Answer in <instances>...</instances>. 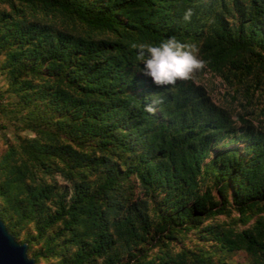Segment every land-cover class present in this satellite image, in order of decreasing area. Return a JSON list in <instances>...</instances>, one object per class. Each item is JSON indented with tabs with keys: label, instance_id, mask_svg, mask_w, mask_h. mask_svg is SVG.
<instances>
[{
	"label": "trees",
	"instance_id": "16d2710c",
	"mask_svg": "<svg viewBox=\"0 0 264 264\" xmlns=\"http://www.w3.org/2000/svg\"><path fill=\"white\" fill-rule=\"evenodd\" d=\"M0 2L12 9L20 4L63 13L84 28L68 33L13 21L14 29L1 36L29 28L19 42L21 50L9 49L12 70L38 71L40 66L30 68L21 57L33 55L40 65L48 62L56 70L55 86L43 93L48 111L71 108L59 124L68 133L65 139L61 131L37 125L31 129L47 141L21 137L26 158L14 161L10 146L0 160L4 174L0 199L19 220L45 211L47 200H57L54 213L47 212L36 225L37 236L45 242L41 255L57 252L52 242L65 233L64 259L56 264H87L100 257L103 264H211L202 254L184 250L165 252L155 262L147 259L148 251L165 232L196 228L205 219L226 213L228 206L237 211L241 223L264 212V131L238 116L247 129L232 137L246 145L219 149L204 163L212 146L236 133L232 115L194 80L156 86L139 72L131 48L132 43H159L175 36L197 44L214 74L230 83L250 81L249 86L264 89V0ZM187 7L195 9L191 22L183 20ZM153 97L163 98L155 114L145 111ZM56 172L70 181L71 188L57 189L46 180ZM133 175L145 194H154L156 188L164 191L162 200L169 206L157 212L154 205L152 213L148 197L133 196ZM200 175L211 181L201 192ZM0 217L15 235L13 225L19 221H6L1 211ZM59 222L63 227L54 230ZM204 231V238L215 237L221 249L245 250L256 255L257 264H264L262 214L249 228L206 225ZM121 253H127L125 262L120 261ZM32 256L36 263L38 252Z\"/></svg>",
	"mask_w": 264,
	"mask_h": 264
},
{
	"label": "rangeland",
	"instance_id": "374dc122",
	"mask_svg": "<svg viewBox=\"0 0 264 264\" xmlns=\"http://www.w3.org/2000/svg\"><path fill=\"white\" fill-rule=\"evenodd\" d=\"M206 1L207 0H201V3ZM16 5L18 8L12 9L8 3L0 2V12L2 16H4V20L0 22V40L6 39L5 43L3 41L0 43V160L3 153H5L10 146H13L15 150L14 161L19 162L21 159L26 158L25 153L20 147V138L38 137L40 140L47 141L43 136L44 134L37 135L31 128L41 125L44 130L57 129L61 131L59 124L67 117L64 115H68L71 108H58L57 112L54 114L48 111L43 93H46V90L51 92L53 89L52 86L56 84V79L53 76L56 70L51 68L48 62L40 65V61L36 60L33 55H30L21 57L20 61L30 66V68L34 64L40 66L39 69L36 68L38 69L36 73L22 70L23 67H21V69L17 68V70H12L14 63L9 60V49L21 50V48H18L20 46L19 42L22 35L29 31V28L21 34L15 32L6 37L1 36L2 34L7 35L9 30L14 29L12 25L14 24L13 21H21L24 23L21 24L26 27L38 23L39 25L49 26L51 30H61L68 33L71 31L75 33L73 31L76 30L79 32L84 28L80 22L74 18L68 17L66 14L48 10H32L25 5ZM6 21L7 23L1 26ZM93 36L95 37L94 34ZM100 37L101 35H97V38ZM26 47H28V45H24L23 48ZM193 80L197 84L203 85L211 99L232 115L236 127V133L222 139L217 145L212 146V150L203 160L204 163L211 159L219 149L235 146L242 149L246 145V142L236 140L232 137H237L241 130L246 131L245 129H247V126L240 122L238 116L244 117L247 120L251 119L254 129H262L264 131V89H257L254 86H249L250 81L230 83L214 74L208 68L197 74ZM61 132L60 137L65 139L68 133L64 131ZM78 141L79 140H76V142ZM115 159L117 158L115 157ZM1 166L0 164V171ZM122 166L123 165H121V167ZM122 168L124 169L125 167ZM130 178L136 182L133 189V196L136 199L148 197V205L152 213L154 205L157 207V212H159L160 207L169 206L162 200L163 196L166 195L164 191L156 188L154 194L152 192L145 194L144 189L138 180L135 179V176L133 175ZM207 178V175L199 176L198 190L200 192L210 187L211 181ZM3 180L4 174L0 173V184ZM46 180L55 184L57 189H62L66 186L71 188L70 181L59 172H56L54 177L48 176ZM52 180H54V182ZM212 191L214 195H217L214 189ZM187 204L189 205L190 202H187ZM43 207L45 211H35L33 217H27L26 220H19L18 215L13 213L0 199V211L5 213L6 221H12L13 223L19 221L13 225V231L16 233L14 235L15 238L21 243H27L29 257L33 258L32 255L38 252V258L35 264H56L64 259L63 254L66 251V248L63 247L65 233L61 235V239H54L52 242L56 245L57 252L47 255L40 254L45 248V242L43 238L37 236L36 225L38 221L44 220V214L47 212L54 213L57 207V200L53 198L49 199L44 203ZM261 214L264 217V212ZM261 214H255L245 223H241L237 222L239 216L237 211L232 206H228L226 213L205 219L204 222L200 224L201 226L199 225L189 230H173L170 233L165 232L158 245H154V247L148 251L149 255L147 259L153 258L155 262H158V255L165 252L174 254L184 250L188 254L192 252L195 254H202L211 264H257L255 254H250L245 250L226 251L225 249H221L215 237L209 236L204 238L203 233L206 232L204 231L206 225L213 228L215 226L217 228L219 225L221 228H233L236 230L249 228L253 226L256 218ZM62 227L63 224L59 222L57 226L53 228L57 230ZM65 232L69 233L67 230ZM59 241L63 243L59 245ZM71 251H75L72 245ZM190 256L191 255H189V257ZM126 259L127 253H121L120 261L125 262ZM103 260L104 258L100 257L97 258L96 261L87 264H103Z\"/></svg>",
	"mask_w": 264,
	"mask_h": 264
},
{
	"label": "clouds",
	"instance_id": "9594fccd",
	"mask_svg": "<svg viewBox=\"0 0 264 264\" xmlns=\"http://www.w3.org/2000/svg\"><path fill=\"white\" fill-rule=\"evenodd\" d=\"M195 14L194 8L187 7L183 11V20L191 22ZM131 48L136 51L139 72L151 77L160 88L175 86L178 81H192L208 65V61L201 57L197 44L181 41L175 36L167 37L159 43H132ZM162 103V97H153L145 105V111L155 114Z\"/></svg>",
	"mask_w": 264,
	"mask_h": 264
},
{
	"label": "water",
	"instance_id": "95a60500",
	"mask_svg": "<svg viewBox=\"0 0 264 264\" xmlns=\"http://www.w3.org/2000/svg\"><path fill=\"white\" fill-rule=\"evenodd\" d=\"M0 264H35L28 255V245L19 242L0 217Z\"/></svg>",
	"mask_w": 264,
	"mask_h": 264
}]
</instances>
